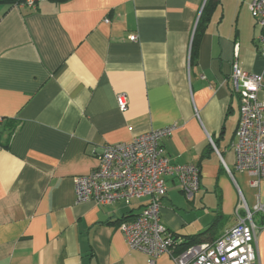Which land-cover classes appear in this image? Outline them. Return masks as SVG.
Here are the masks:
<instances>
[{
    "label": "crops",
    "instance_id": "0c3cea01",
    "mask_svg": "<svg viewBox=\"0 0 264 264\" xmlns=\"http://www.w3.org/2000/svg\"><path fill=\"white\" fill-rule=\"evenodd\" d=\"M207 2L0 5V264H149L119 230L146 200L79 204L74 178L96 171L107 146L152 130L175 127L164 141L171 164L201 173L193 200L167 181L160 220L170 233L211 244L235 225L242 198L264 210V181L251 187L233 149L236 50L245 72L264 75L253 0H215L201 19ZM254 222L264 264V212Z\"/></svg>",
    "mask_w": 264,
    "mask_h": 264
},
{
    "label": "built area",
    "instance_id": "2783aa9c",
    "mask_svg": "<svg viewBox=\"0 0 264 264\" xmlns=\"http://www.w3.org/2000/svg\"><path fill=\"white\" fill-rule=\"evenodd\" d=\"M36 5V0H25L19 7L35 9ZM249 10L264 58V0H253ZM130 40L134 42L137 37L131 36ZM231 81L240 99V119L233 144L235 167L251 177V187L258 189L264 181V75L245 72L239 65L236 50ZM117 102L120 111H127L126 95H117ZM174 131L175 127L152 130L129 144L107 146L96 171L74 178L76 202H93L104 207L146 200L142 211L124 220L119 230L129 249L146 255L149 264H155L162 255L170 256L175 264H259L254 215L264 212L263 205L258 203L251 210L243 198L236 209V223L224 237L211 244H196L177 251L181 240L160 220L162 201L168 192L167 181H177L185 197L193 200L200 190L201 173L194 164H171L164 141Z\"/></svg>",
    "mask_w": 264,
    "mask_h": 264
},
{
    "label": "trees",
    "instance_id": "16d2710c",
    "mask_svg": "<svg viewBox=\"0 0 264 264\" xmlns=\"http://www.w3.org/2000/svg\"><path fill=\"white\" fill-rule=\"evenodd\" d=\"M25 0H0V5H6V6H19L20 4H22ZM37 3L38 1L40 0H36ZM46 1H49L51 3H55V4H62V3H65V2H68L70 0H46ZM215 0H208V2L206 3V6L204 8V11L202 13V16H201V19H203V17L205 16L207 10L209 9L210 5L213 4ZM219 1V0H218ZM201 19H200V22H201ZM176 236V235H175ZM176 239L177 240H181L180 243H178V247H177V251L180 252V251H183L185 250L186 248L190 247V246H193V245H196V244H199V242L197 241V238L194 237L192 239H189L191 241H188V240H184V239H181L179 236H176Z\"/></svg>",
    "mask_w": 264,
    "mask_h": 264
},
{
    "label": "rangeland",
    "instance_id": "374dc122",
    "mask_svg": "<svg viewBox=\"0 0 264 264\" xmlns=\"http://www.w3.org/2000/svg\"><path fill=\"white\" fill-rule=\"evenodd\" d=\"M237 179L240 181V179L237 177ZM244 191V190H243Z\"/></svg>",
    "mask_w": 264,
    "mask_h": 264
}]
</instances>
